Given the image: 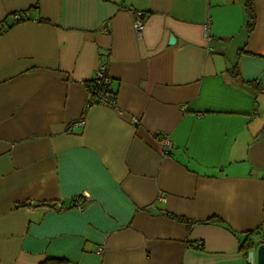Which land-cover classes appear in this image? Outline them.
Wrapping results in <instances>:
<instances>
[{"label": "crops", "instance_id": "0c3cea01", "mask_svg": "<svg viewBox=\"0 0 264 264\" xmlns=\"http://www.w3.org/2000/svg\"><path fill=\"white\" fill-rule=\"evenodd\" d=\"M253 7L247 33L244 0H0V264H248L247 235L264 243ZM101 66L115 108L87 106Z\"/></svg>", "mask_w": 264, "mask_h": 264}, {"label": "built area", "instance_id": "2783aa9c", "mask_svg": "<svg viewBox=\"0 0 264 264\" xmlns=\"http://www.w3.org/2000/svg\"><path fill=\"white\" fill-rule=\"evenodd\" d=\"M132 28L137 34V36H140L143 26H144V13L141 11H134L132 13ZM10 19L14 23H18L22 20V17L20 14H14L10 16ZM207 27L206 25V31L205 36L206 38H209L207 33ZM87 94H88V102L87 106L92 105H100L105 106L108 108H115L117 106V96L116 93L111 88V79L107 75V72L104 67H99L91 80L87 83ZM133 123L137 124L138 121L136 119H133ZM84 125V121L80 120L75 123L70 124L66 128V132L70 133L75 127H81ZM157 143L160 149V152L163 156H166L169 152V150L173 147L172 142L170 141L169 137L167 135H157ZM161 198V197H160ZM81 198H77L72 202V207L77 208L79 210H82V203ZM58 207L60 209H63V207L59 204ZM101 252V250H99Z\"/></svg>", "mask_w": 264, "mask_h": 264}, {"label": "trees", "instance_id": "16d2710c", "mask_svg": "<svg viewBox=\"0 0 264 264\" xmlns=\"http://www.w3.org/2000/svg\"><path fill=\"white\" fill-rule=\"evenodd\" d=\"M244 7H245L246 16H247L246 30H247V33H251V31L253 30L255 26V12H254V7H253V0H244ZM247 84L254 85V82H248ZM249 235H247V237L244 239V241L240 245V248L243 250V253L245 256L248 255V251L251 249V246L253 243L251 242ZM42 264H67V263L64 260H47V261H44Z\"/></svg>", "mask_w": 264, "mask_h": 264}, {"label": "water", "instance_id": "95a60500", "mask_svg": "<svg viewBox=\"0 0 264 264\" xmlns=\"http://www.w3.org/2000/svg\"><path fill=\"white\" fill-rule=\"evenodd\" d=\"M175 39L173 36L169 37V45H173ZM248 264H264V243L258 245L255 251L248 252L247 255Z\"/></svg>", "mask_w": 264, "mask_h": 264}]
</instances>
